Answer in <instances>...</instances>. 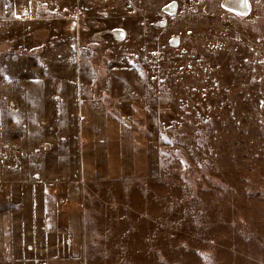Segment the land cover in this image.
Wrapping results in <instances>:
<instances>
[{"label":"rangeland","instance_id":"obj_1","mask_svg":"<svg viewBox=\"0 0 264 264\" xmlns=\"http://www.w3.org/2000/svg\"><path fill=\"white\" fill-rule=\"evenodd\" d=\"M23 4L0 34V75L71 82L72 107L123 105L158 163L146 178L61 182L52 148L34 134L23 147L9 116L0 264H264V0Z\"/></svg>","mask_w":264,"mask_h":264},{"label":"crops","instance_id":"obj_2","mask_svg":"<svg viewBox=\"0 0 264 264\" xmlns=\"http://www.w3.org/2000/svg\"><path fill=\"white\" fill-rule=\"evenodd\" d=\"M25 10L23 0H0V34ZM26 79L14 82L0 75V139L2 131L12 136L13 122L8 117L17 116L23 131L19 137L23 139V147L29 146L27 141L33 134L41 141H37L39 146L51 147L52 169L61 182L71 181V173L73 179L86 182L146 178L156 172V152L150 147L146 129L138 126L123 105L116 107L118 114L112 113L101 100L81 99L72 107L71 82L61 91L57 87L58 77ZM16 82L20 83L15 85ZM25 88L30 91L26 99L21 93ZM29 112L40 115L30 126L21 118ZM71 113L76 117L74 134H71ZM0 217L1 221H10L5 215ZM6 237L3 235V240Z\"/></svg>","mask_w":264,"mask_h":264},{"label":"bare ground","instance_id":"obj_3","mask_svg":"<svg viewBox=\"0 0 264 264\" xmlns=\"http://www.w3.org/2000/svg\"><path fill=\"white\" fill-rule=\"evenodd\" d=\"M226 4L231 7V9H243L245 7V0H226ZM170 7L171 6L168 8L169 11L172 10Z\"/></svg>","mask_w":264,"mask_h":264},{"label":"built area","instance_id":"obj_4","mask_svg":"<svg viewBox=\"0 0 264 264\" xmlns=\"http://www.w3.org/2000/svg\"><path fill=\"white\" fill-rule=\"evenodd\" d=\"M172 42H173V43H175L176 41H175V40H173Z\"/></svg>","mask_w":264,"mask_h":264},{"label":"water","instance_id":"obj_5","mask_svg":"<svg viewBox=\"0 0 264 264\" xmlns=\"http://www.w3.org/2000/svg\"><path fill=\"white\" fill-rule=\"evenodd\" d=\"M170 8L172 9L173 7L171 6Z\"/></svg>","mask_w":264,"mask_h":264},{"label":"flooded vegetation","instance_id":"obj_6","mask_svg":"<svg viewBox=\"0 0 264 264\" xmlns=\"http://www.w3.org/2000/svg\"><path fill=\"white\" fill-rule=\"evenodd\" d=\"M169 8V7H168Z\"/></svg>","mask_w":264,"mask_h":264}]
</instances>
